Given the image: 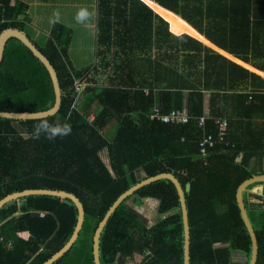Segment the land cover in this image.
Returning a JSON list of instances; mask_svg holds the SVG:
<instances>
[{"label": "trees", "instance_id": "obj_1", "mask_svg": "<svg viewBox=\"0 0 264 264\" xmlns=\"http://www.w3.org/2000/svg\"><path fill=\"white\" fill-rule=\"evenodd\" d=\"M96 2L99 64L73 66L74 30L62 23L52 25L43 45L32 40L57 74L61 104L44 119L0 118V200L28 189L75 195L84 209L83 224L53 264H94V232L117 197L146 178L171 173L183 190L190 184L184 192L189 264H249L251 241L236 190L264 174L257 163L264 164V0ZM27 10L21 1L0 0V34L8 28L25 31ZM169 12L253 70L205 46ZM169 25L197 39L174 35ZM155 43L162 52L152 58ZM110 55L118 58L117 66L105 84L99 83L97 74L113 66ZM204 92L210 95L204 131L216 133L214 117L228 121L227 145L217 144L206 157L198 151L203 130L197 126ZM53 104L43 64L19 40L9 39L0 62V112H40ZM154 106L162 113L185 111L190 120L177 125L151 120ZM41 121L68 123L71 132L34 138V125ZM103 150L108 166L100 157ZM258 185L261 195L251 192ZM148 198L158 201L152 225L136 210ZM243 200L257 240L255 264H264V182L247 187ZM76 220L75 205L57 197L29 195L7 202L0 208V264H43L69 240ZM99 259L101 264H183L181 209L169 180L139 188L116 208L100 234Z\"/></svg>", "mask_w": 264, "mask_h": 264}, {"label": "water", "instance_id": "obj_2", "mask_svg": "<svg viewBox=\"0 0 264 264\" xmlns=\"http://www.w3.org/2000/svg\"><path fill=\"white\" fill-rule=\"evenodd\" d=\"M11 38H15L19 40L45 67L47 70L52 87L54 92V104L53 106L45 111L40 112H21V113H14V112H0V118L2 119H10L15 121H26V120H38L44 119L50 116H53L57 113L60 108L61 104V89L59 86L57 74L50 64L49 60L39 51L33 41L29 38L25 31L16 29V28H8L5 29L0 34V62L3 57V52L7 41ZM167 179L169 180L175 187L179 203L181 209V217H182V225H183V264H189L190 255H189V245H190V231H189V224H188V215H187V208L185 203V196L184 192H188L190 190V184L187 183L185 185V189H182L177 178L171 173H161L155 175L153 177L146 178L139 183L135 184L134 186L127 189L121 195L117 197V199L112 203L109 209L106 211L105 215L103 216L102 220L99 222L94 235H93V244H92V255H93V263L94 264H101L99 259V239L100 234L107 223L111 214L116 210V208L129 196H131L135 191L139 188L150 184L152 182ZM264 182V174L262 175H255L251 178L243 181L236 190V202L238 209L240 211L241 219L244 223V226L249 234L250 241H251V259L249 264H255L257 258V240L254 234L251 222L246 212L245 203L243 200V192L244 190L251 186L257 185ZM29 195H45V196H53L62 199V201L68 205L74 204L77 209V220L72 235L70 236L69 240L60 248L56 253H54L48 260H46L43 264H53L59 258H61L73 245L76 241L79 231L82 227L83 220H84V209L79 201V199L71 194L67 193L62 190H50V189H28L23 190L21 192H15L9 194L0 200V208L11 200H17L21 197L29 196Z\"/></svg>", "mask_w": 264, "mask_h": 264}, {"label": "crops", "instance_id": "obj_3", "mask_svg": "<svg viewBox=\"0 0 264 264\" xmlns=\"http://www.w3.org/2000/svg\"><path fill=\"white\" fill-rule=\"evenodd\" d=\"M21 1L28 5L27 13L30 18V22L27 25L25 32L29 36V38L41 45L45 43L48 38L49 32L52 28V25L55 22L62 23L74 30V35L71 40V44L69 47V56L73 66L76 69H81L90 65L91 63L96 62L95 58V38H96V18H97V2L96 0H16ZM152 5V11L155 14L161 16L158 11L154 8L156 7L155 3H149ZM159 9H162L159 7ZM168 12V11H167ZM171 13V12H169ZM183 23H185L189 28L194 30L198 35H200L205 41L197 39L190 35L189 33H175L171 30L169 25V31L174 35H187L192 38H195L202 42L205 46L210 49L220 53L227 59H231L233 62L249 69L253 70V68L240 60L234 58L227 51H224L217 47L213 42L209 41L205 38L203 34H200L197 29H195L191 24H189L186 20L181 18L178 15L171 13ZM162 17V16H161ZM204 13L203 22L205 25L208 18ZM141 48V46H139ZM161 48H159L156 43L151 47V55L152 58L157 56L158 52ZM258 72V71H256ZM239 90L241 88H238ZM209 102L210 95L209 92H204V112L203 114L209 115ZM228 106V102L226 104ZM100 157L106 165H109L108 156L106 150L100 152ZM257 163L262 164V169L264 170L263 161L258 160ZM255 163V165L257 164ZM257 167V165H256ZM252 193L261 195L262 193V185L255 186L251 189ZM149 201V204L155 209H136L137 212L144 217L149 225H152L157 218L156 208L158 205V201L155 199H145L146 202ZM151 206V205H150ZM143 207H147V204ZM27 236V235H25Z\"/></svg>", "mask_w": 264, "mask_h": 264}, {"label": "built area", "instance_id": "obj_4", "mask_svg": "<svg viewBox=\"0 0 264 264\" xmlns=\"http://www.w3.org/2000/svg\"><path fill=\"white\" fill-rule=\"evenodd\" d=\"M80 84V83H79ZM83 86L77 87V90L82 91ZM149 118L151 120H157L162 123L166 124H186L189 122L190 117L187 115L185 111L172 109L167 113H162L157 106H154L151 113L149 114ZM208 118L207 114H203L199 118H197V126L203 130L202 137L199 139L198 142V151L199 154L203 157H206L210 150L214 149L217 144H225L226 142V135L228 129V121L226 118L222 117H214L213 124L216 126L217 131L215 134L206 133L205 130V123ZM10 244V243H9Z\"/></svg>", "mask_w": 264, "mask_h": 264}, {"label": "clouds", "instance_id": "obj_5", "mask_svg": "<svg viewBox=\"0 0 264 264\" xmlns=\"http://www.w3.org/2000/svg\"><path fill=\"white\" fill-rule=\"evenodd\" d=\"M71 132V125L60 121L47 122L41 121L34 125V138H39L41 134L51 139L53 135H68Z\"/></svg>", "mask_w": 264, "mask_h": 264}, {"label": "rangeland", "instance_id": "obj_6", "mask_svg": "<svg viewBox=\"0 0 264 264\" xmlns=\"http://www.w3.org/2000/svg\"><path fill=\"white\" fill-rule=\"evenodd\" d=\"M58 2L61 0H57ZM118 61V58L116 56L110 55L108 58V62H112L113 66L110 69H106L105 72L103 71L102 75L101 74H97L96 79L99 81V83H106L107 82V76L112 74V70L115 68V66H117L116 62ZM96 62L99 64V61L96 60ZM92 64V63H91ZM80 84H83V82H80ZM93 115L89 116V120H93ZM147 204V207H139L137 209H155L152 204H149V201L146 200L145 202ZM151 205V206H150Z\"/></svg>", "mask_w": 264, "mask_h": 264}]
</instances>
